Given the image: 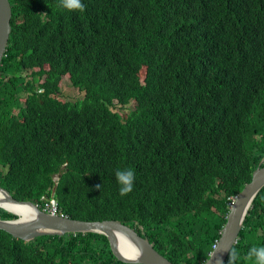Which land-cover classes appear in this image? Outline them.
<instances>
[{
  "label": "trees",
  "instance_id": "trees-1",
  "mask_svg": "<svg viewBox=\"0 0 264 264\" xmlns=\"http://www.w3.org/2000/svg\"><path fill=\"white\" fill-rule=\"evenodd\" d=\"M9 3L0 187L53 197L70 219L117 220L173 264H203L264 157V0ZM64 74L81 99H59ZM118 169L135 173L125 197ZM253 246H264V187L232 248L238 264H254ZM0 264L123 263L100 234L27 243L0 230Z\"/></svg>",
  "mask_w": 264,
  "mask_h": 264
},
{
  "label": "water",
  "instance_id": "water-1",
  "mask_svg": "<svg viewBox=\"0 0 264 264\" xmlns=\"http://www.w3.org/2000/svg\"><path fill=\"white\" fill-rule=\"evenodd\" d=\"M11 17L12 11L9 0H0V66L5 56L11 32ZM263 163L264 157L252 172L250 182L246 183L235 196L234 202L229 208L226 222L221 229L220 237L203 264H224L229 252L238 240L243 222L256 195L264 187ZM59 177L60 175H57L58 179ZM0 192L5 195L6 202L15 205H27L33 209V216L26 218L0 206V209L16 217L12 220L0 219V230L14 239L28 243L44 236L62 237L66 234L96 233L106 237L110 252L118 262L123 264H173L159 254L147 238L138 235L133 228L117 220L82 221L66 216L51 215L41 211L31 201L14 199L1 187ZM121 241H123L122 244ZM121 246L124 247L123 252ZM127 247L133 251L132 256L126 254ZM137 253H141L138 258Z\"/></svg>",
  "mask_w": 264,
  "mask_h": 264
},
{
  "label": "clouds",
  "instance_id": "clouds-1",
  "mask_svg": "<svg viewBox=\"0 0 264 264\" xmlns=\"http://www.w3.org/2000/svg\"><path fill=\"white\" fill-rule=\"evenodd\" d=\"M58 6L61 9L67 10L69 12H71V11H82L84 9V5L81 3V0H59ZM115 177H116L117 183L119 185V195L121 197H125L133 191L135 173L132 170H120V169H118L115 172ZM57 180H58V178L56 176L55 182H57ZM97 187L99 189L101 188L99 185ZM234 198L235 197L229 199L230 202L233 199L232 204L234 202ZM33 204L35 206L39 205L37 203H33ZM232 204H231V206H232ZM231 206H229V208ZM36 207L39 208L38 206H36ZM237 241L238 240H236V243L234 244V246L237 244ZM214 247H215V245L213 246V248ZM140 254L141 253H137V258L139 257ZM240 259H241V257L239 256L238 252L235 249H233L229 253L228 264H238V261ZM244 259L248 260V261H254V264H264V246H259V247L253 246V247H251L250 250L248 251L247 255L244 257Z\"/></svg>",
  "mask_w": 264,
  "mask_h": 264
},
{
  "label": "rangeland",
  "instance_id": "rangeland-1",
  "mask_svg": "<svg viewBox=\"0 0 264 264\" xmlns=\"http://www.w3.org/2000/svg\"><path fill=\"white\" fill-rule=\"evenodd\" d=\"M38 67H36L33 71H38ZM31 71H28V75ZM25 75V74H24ZM144 75H145V68L143 67H140L139 68V76H140V79L141 81H143L144 79ZM68 74H64L62 76V80H61V83L59 84L60 86V95H59V99H62V100H68V101H72V100H75V99H81L83 97V93H81L78 89H75L73 88L72 86H70L69 84V79H68ZM32 77H29L28 80H31ZM22 102H24V97H22ZM121 108H129V109H132L133 108V104L130 103L129 105H127V107H121L119 106L118 104L115 103V106L112 107V110L117 112L119 111V109ZM123 114L126 113V111H122ZM56 180V177L54 178ZM2 200V199H0ZM32 203H38L39 200L37 199H33L31 200Z\"/></svg>",
  "mask_w": 264,
  "mask_h": 264
},
{
  "label": "bare ground",
  "instance_id": "bare-ground-1",
  "mask_svg": "<svg viewBox=\"0 0 264 264\" xmlns=\"http://www.w3.org/2000/svg\"><path fill=\"white\" fill-rule=\"evenodd\" d=\"M0 199H2V200H0V206H2L3 208L10 210V211H13L16 214H19L20 216H23L26 218L33 216V209L32 208H30L27 205H15V204L6 202L5 201V195L2 192H0ZM122 243H123V241H121V244ZM121 250H122V252L124 251L123 246H121ZM125 252L127 255H131V256L134 254L133 251L130 249V247H127Z\"/></svg>",
  "mask_w": 264,
  "mask_h": 264
},
{
  "label": "built area",
  "instance_id": "built-area-1",
  "mask_svg": "<svg viewBox=\"0 0 264 264\" xmlns=\"http://www.w3.org/2000/svg\"><path fill=\"white\" fill-rule=\"evenodd\" d=\"M42 204L36 205L38 206L43 212H46L51 215H60L63 216V214L60 212V210L57 207V203L54 200L53 197H50L47 199L46 197H41ZM233 201V199H232ZM232 201L229 203V206H231Z\"/></svg>",
  "mask_w": 264,
  "mask_h": 264
}]
</instances>
